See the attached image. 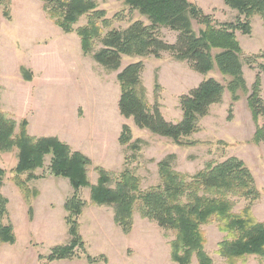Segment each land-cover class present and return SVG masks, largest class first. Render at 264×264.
I'll list each match as a JSON object with an SVG mask.
<instances>
[{"label":"rangeland","instance_id":"1","mask_svg":"<svg viewBox=\"0 0 264 264\" xmlns=\"http://www.w3.org/2000/svg\"><path fill=\"white\" fill-rule=\"evenodd\" d=\"M190 1L197 3L205 12L213 14L218 22L234 21L239 16L238 11L226 5L224 0ZM97 2L100 9L107 11L108 18H114L115 28L124 29L137 19L149 23L146 16L131 10L124 0ZM9 9L11 18H0V79L9 88L17 86L18 81L26 80L21 70L24 66H32L34 69L42 66L46 74L49 75L50 72L46 79L49 83L43 88L46 97L48 94L49 98L54 97L52 92H55L64 114L76 123V132L81 133L85 129L90 134L82 148H87L92 156L84 153L92 161L88 167L91 184H96L99 179L97 167L111 172H121L129 167L140 177L141 189L146 190L160 182L158 164L170 155H174L172 161L175 169L188 175L197 173L209 162L220 163L235 156L246 162L251 169L262 195L253 201L247 198L237 199L234 210L240 212L251 204L255 216L264 222V142L253 141L256 124L247 95L241 94V99L232 105L231 94L226 91L223 101L213 105L210 113L201 119L200 131L190 137L199 143L178 145L171 138L139 128L133 118H126L120 109L117 110V98L121 93L117 78L119 71H110L98 64L92 55H85L80 36L76 32L65 33L56 25L48 17L42 0H11ZM86 22L87 18L83 16L77 26ZM250 22L251 34L237 31L244 56L264 51V22L259 15L250 18ZM194 26L197 31L202 27L196 22ZM61 32L64 35L71 34V39H79L78 46L66 44L59 36ZM64 35L62 37L65 38ZM161 35L169 42H174L177 37L169 29H162ZM100 47L98 44L95 51ZM51 48L62 51L50 56L53 54ZM216 52L215 50L214 53ZM140 60L145 63L142 80L147 89V97L152 103L159 100L163 114L169 121H179L183 116L180 108L181 95L188 93L208 77H214L223 83L228 79L220 73L217 66L208 74H203L193 70L187 61L174 59L169 52H164L161 58L153 55H123L122 68ZM263 62V59L259 60V63ZM259 63L255 68L245 63L244 74L249 88L257 75H261V94L264 98V71L260 70ZM157 83L160 84L159 89L156 88ZM259 123L264 125V117ZM125 124L131 128V143L138 141L137 151L120 142ZM76 146L70 145L74 151H80ZM18 154V148L0 151V166L6 170L0 193L9 199V214L4 222L12 224L16 237L14 243H0V264H52L54 261L47 262L40 255H48L52 247L70 241L65 202L75 190L69 178L50 173L52 155L48 154L44 157L43 166L34 172L38 177L28 182L29 193L26 194L14 180L16 174L13 169L18 164ZM21 175L26 179L27 173ZM35 190L38 192L37 196L34 194ZM79 197L88 201L79 217V232L85 249L78 246L77 251L81 256L72 259L85 263L88 261V253L92 256L104 254L107 257V262L98 264L173 263L171 242L176 236L173 230L162 228L156 221L142 217L136 210L133 228L130 232H125L115 221L112 206L92 202L90 187H81ZM30 208L33 209L32 214ZM202 228L207 240L205 248L214 264H228L217 252L219 242L225 238L226 233L220 230L216 221L205 224ZM192 264H199L196 257ZM237 264L264 263L258 256L251 255Z\"/></svg>","mask_w":264,"mask_h":264},{"label":"trees","instance_id":"2","mask_svg":"<svg viewBox=\"0 0 264 264\" xmlns=\"http://www.w3.org/2000/svg\"><path fill=\"white\" fill-rule=\"evenodd\" d=\"M42 1L48 17L56 25L65 33L76 32L80 36L85 55H92L110 71H119L120 112L126 118H133L139 128L171 138L178 145H195L199 141L190 137L200 131L201 119L210 113L213 105L223 101L228 91L232 105L241 99V94L247 95L256 124L253 141L264 142V125L259 123L264 117L261 75H257L249 88L244 74V64L255 68L259 60H264V51L244 56L237 36V31L251 34L250 18L259 15L264 22V0H224L239 13L236 20L228 22H218L213 14L190 0H124L131 10L149 20L146 23L137 19L124 29L113 26L114 18L107 17V11L99 8L97 0ZM10 4L11 0H0V18H11ZM83 16L87 18L86 24L77 26ZM195 22L202 26L199 31L195 29ZM162 29L175 32L176 40H165ZM98 44L101 47L95 51ZM164 52L171 53L178 61H187L197 72L208 74L217 66L220 73L228 77L226 83L208 77L181 95L183 116L176 122L166 119L159 100L149 101L142 80L145 63L140 60L122 68L123 55L161 58ZM259 68L264 71V62L259 63ZM21 70L26 80L32 79L29 69L22 67ZM156 88H160L159 83ZM27 125L28 121L23 120L17 131V121L2 109L0 85V151L19 149V161L13 169L16 184L28 194V182L38 177L35 170L43 166L44 157L51 154L50 173L69 178L75 190L65 202L70 241L52 247L48 255H40V258L51 262L81 256L77 247L85 249V243L79 232V217L88 201L79 197V190L88 186L92 202L112 206L115 221L125 232L133 228L136 210L162 228L173 230L176 236L171 242V264H192L194 257L199 264H214L206 251L207 240L202 228L212 221L218 222L220 230L226 233L217 252L228 264L245 261L251 255L258 256L264 263V222L255 216L251 204L240 212L234 210L237 199L253 201L262 195L253 172L240 158L233 156L220 163L209 162L197 173L188 175L175 169L174 155H170L158 164L160 182L146 190L141 189L140 177L129 167L121 172L97 167L99 179L91 184L88 167L92 161L87 155L74 151L58 137L32 136ZM131 140V128L125 124L120 142L137 151L138 141L131 143ZM24 173H27L26 179L22 178ZM5 175L6 170L0 166V188ZM34 194L37 196L38 192L35 190ZM8 203L9 199L0 193V243L16 241L12 224L4 222L9 214ZM30 212L33 213L32 208ZM86 257L90 263L107 262L104 254L87 253Z\"/></svg>","mask_w":264,"mask_h":264},{"label":"crops","instance_id":"3","mask_svg":"<svg viewBox=\"0 0 264 264\" xmlns=\"http://www.w3.org/2000/svg\"><path fill=\"white\" fill-rule=\"evenodd\" d=\"M62 35L64 34H59L62 40H65L66 44H74L75 47L78 46L80 42L79 39L74 40L69 38L71 34L64 35L65 38L62 37ZM50 50L53 53L50 54V56H54L55 54L57 55V51H62V49L57 50L55 48H51ZM24 67L32 72L31 80L18 81L17 86L7 88L0 79L2 109L8 112L17 121V131L19 130L20 123L23 120H27V131L30 135L36 137L55 136L72 146H76L74 144L78 143L79 145L76 146L77 150L91 156V153L87 148H82L83 143H87L85 139L90 135L89 132L85 131V129H82L81 133L76 132V123L71 119V117H67L64 114V111L55 96V92H52L54 97L52 96L49 98V94L48 97H46V92L43 88L49 83L46 79L50 76V72L49 75L48 73L46 74V70H43L42 66L38 69H34L32 66ZM37 79H39V82L35 83ZM68 83L71 84L69 80ZM120 96L121 93L117 98V110H119ZM51 263L98 264L90 263L88 261L80 263V261L75 259H63Z\"/></svg>","mask_w":264,"mask_h":264}]
</instances>
